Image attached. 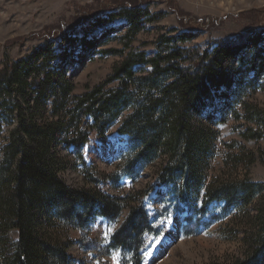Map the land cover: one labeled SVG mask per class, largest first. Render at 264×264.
Here are the masks:
<instances>
[{
    "label": "trees",
    "instance_id": "trees-1",
    "mask_svg": "<svg viewBox=\"0 0 264 264\" xmlns=\"http://www.w3.org/2000/svg\"><path fill=\"white\" fill-rule=\"evenodd\" d=\"M129 4L90 18L91 27L124 18L129 30L125 47L108 52L122 54V60L106 80L87 85L83 93H76L67 75L66 57L79 48L76 54L83 61L96 51L99 42L90 38V28L79 36L75 28L60 24L61 30L50 36L53 25L46 26L42 44L0 70V129L4 122L14 126L0 170V264H91L71 255V248L81 244L72 232L89 228L97 218L111 222L124 213L108 247L129 255V264H142L146 236L156 231L138 195L73 187L61 176L68 162L60 156V146L86 165L82 149L90 129L104 135L118 120L119 132L133 143L125 173L138 179L142 171L153 169L156 178L171 185L170 193L191 208L204 194L205 205L222 202L224 214L232 215L236 224L231 229L241 245L234 256L212 264H264V182L214 176L209 170L217 136L212 115L219 103L228 102L227 91L235 84L242 92L244 77L254 87L264 79V27L221 41L211 51L185 47L197 37L191 28L166 38L150 55L131 43L153 16L138 2ZM55 39L62 40L63 51L57 52ZM244 112L255 127L247 129L250 137H243L262 136L264 108L244 102ZM235 160L241 162L239 155Z\"/></svg>",
    "mask_w": 264,
    "mask_h": 264
},
{
    "label": "rangeland",
    "instance_id": "rangeland-1",
    "mask_svg": "<svg viewBox=\"0 0 264 264\" xmlns=\"http://www.w3.org/2000/svg\"><path fill=\"white\" fill-rule=\"evenodd\" d=\"M130 2H138L153 16L154 21L146 22L131 43L133 48L140 46L150 55L156 52L157 46L165 44L166 38L191 28L197 30V37L183 43L185 47L211 51L221 41L238 39L264 27V0H0V70L5 63H15L42 44L45 39L41 36L46 26L53 25L50 36L61 30L60 24L67 25L69 30L75 28L79 36H83L85 28H90V38L99 42L96 51L85 61L76 54L79 48L66 57L69 62L67 75L76 93H83L87 85L106 80L122 60V54L108 52L125 47L129 30L124 18L102 27H91L90 18L118 11L122 5H131ZM54 46L57 52L64 49L59 39H55ZM246 54L250 56L251 49ZM60 59L61 56L58 64ZM238 64L239 60L234 68H239ZM262 82L264 79L254 87L244 77L242 92L236 88L237 84L232 86L227 91L228 102L219 103L220 109L212 115L217 136L209 155L211 175L248 176L255 182H264V128L260 131L263 135L257 139L243 137H250L247 129L255 127L246 120L244 102L264 108ZM211 111L213 108L205 114ZM119 126L118 120L104 135L90 129L89 140L82 149L86 165L70 152L71 149L60 146V156L68 162V168L61 171L66 183L73 187L96 188L111 196L127 192L138 195L156 231L146 236L142 264H212L234 256L241 242L231 229L236 224L232 215L224 214L221 209L223 203L208 201L205 205L207 198L202 194L197 206L191 208L170 193L171 185L156 178L153 169L142 171L138 179L125 173L124 161L132 152L133 143L128 135L119 132ZM13 128L11 123L4 122L0 129V170L4 147ZM233 155H239L241 162L238 163ZM125 214L111 222L97 218L89 228L73 231L72 239L81 244L71 248V255L91 264H129V255L122 256L108 247ZM169 234L173 240L166 242ZM10 235L13 241L17 237L15 231Z\"/></svg>",
    "mask_w": 264,
    "mask_h": 264
},
{
    "label": "bare ground",
    "instance_id": "bare-ground-1",
    "mask_svg": "<svg viewBox=\"0 0 264 264\" xmlns=\"http://www.w3.org/2000/svg\"><path fill=\"white\" fill-rule=\"evenodd\" d=\"M173 232H174V231H173ZM172 234H174V233H172ZM168 238H169V239L166 240V242H170L171 240H173V239H172L173 237H171L170 234H169V237H168Z\"/></svg>",
    "mask_w": 264,
    "mask_h": 264
}]
</instances>
